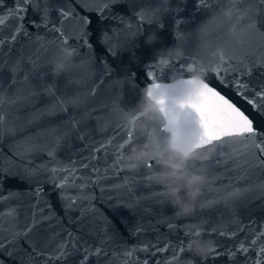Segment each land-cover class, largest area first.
<instances>
[{
    "label": "snow or ice",
    "instance_id": "1",
    "mask_svg": "<svg viewBox=\"0 0 264 264\" xmlns=\"http://www.w3.org/2000/svg\"><path fill=\"white\" fill-rule=\"evenodd\" d=\"M41 2L43 0H14L12 8L5 13H0V71L4 70L3 59L6 52L15 51L18 57V59L16 57L13 58L16 67L9 70L12 74V80L9 84L10 88L13 85H28L30 87L29 81L38 73L37 69L42 54L47 55L49 53L50 42L40 38L38 32L41 27L47 32L55 33L52 39L57 44L58 49L67 47L73 49L78 54V49H92L94 45L91 43L89 33L86 31L90 25V20L87 16L81 17L73 7V3L88 12H96L102 16H106L110 6L117 3V0H63L61 4L53 5L51 9H48V11H56L58 23L49 25L47 13L42 16L40 22L34 20L28 22L32 25L33 29L37 30L34 35L25 26L24 21L28 11L31 9L33 12H36V6ZM94 2L96 4L95 7L92 6ZM243 2L244 0H199L202 9H207L209 5L213 4L228 5L226 9L220 7L213 18L217 31L226 30L228 43L220 45L217 49L209 52L206 58H204V62L211 65L210 72L214 74L217 81L224 88H228L231 85L232 91L246 101L251 106L252 111L246 114L245 110H242L208 83L201 84L193 91H190L186 101L182 103V107H187L197 114L199 125L198 151L193 159L185 163V167L193 172L205 175L207 177V187L210 189L209 193L205 196L204 202L199 206L195 214L208 210L209 205L219 206L227 204L233 199H242L249 193L257 190L261 196H264V182H258L260 181V175H264V82H261L258 86H252L245 79V77L251 76L252 69L248 67L244 57L252 59L253 67L257 61L247 52L244 53V57L238 60L231 51L232 44L239 45L241 49H244L251 43L254 35L259 36L261 40V60H264V31H254L239 40L231 35L235 13ZM254 2L260 6H264V0H254ZM4 3L5 0H0V8L3 7ZM135 17V23L143 28L145 25H149V21H151V25L158 24L160 27H163V24L160 23V14L156 11V8L141 7L136 11ZM10 18L15 23L11 28L7 29L8 35L5 37L2 26ZM114 19H117L121 24L125 20L124 17H115ZM69 20L77 25L75 33L72 35L67 34L63 29V23ZM180 24L181 21L178 20L176 38L177 41L182 42L184 37L179 27ZM201 31L203 32L204 29H201ZM77 40H79L78 44L76 43ZM110 40L111 43H109ZM102 43L107 45L108 54L113 57L117 55L118 51L112 46V44L118 43L115 28L111 34L106 32L103 35ZM32 45H35V47L32 48ZM30 48L31 51L29 52ZM55 57L49 61L54 71ZM197 59V55L186 51L184 63L195 64ZM28 61H30V65ZM21 64H23V71H20ZM180 66V63H174L166 67L154 62L150 67L151 70L147 73L148 79L153 85V88L149 89L148 95L150 97L153 96L154 90H158L160 87L159 83L156 82L159 71L179 69ZM75 68L82 69V63H72L67 67L66 71ZM17 72L20 73V77L23 78L22 80L16 76ZM112 73L113 70L107 64L103 65V70L100 73L103 83H100L99 80L94 83L93 88L88 89L89 96L95 97L99 91L96 84H99L100 88H104L112 80ZM125 82L124 80L123 83ZM185 84L191 87L195 84V81L188 79L185 81ZM3 85V82H0V144H2L4 138L3 125L5 114L3 105L5 102L15 104L22 99V97H14L5 100ZM44 88L51 93L52 90L48 89L47 86ZM120 90L121 86L117 83L113 91L119 92ZM53 98L55 104L49 111L54 113H67L68 108L66 105H75L76 103L75 99L61 100L56 99L55 96ZM156 102L161 105L165 103L162 98L157 99ZM161 111L165 113L166 117L168 116L165 108L162 107ZM104 114L114 117L113 105L109 106L103 102L99 103L92 110L90 118L95 119L96 116ZM67 122L73 128H76L82 120L72 116ZM61 123L64 122L62 121ZM173 124L174 121L169 118L165 125V130L174 132ZM64 133L65 129L61 128L56 135L49 137V140L44 142L45 146L50 143L53 149H55L56 146L63 142ZM79 138L83 139L84 137ZM157 138H161V133L157 127H152L148 135L140 137L132 129L125 130L118 124L114 125L112 135L106 138V142L99 143L89 158L90 161H107L110 157L111 163L101 169L95 164L82 162L81 168L88 170L84 174H78L74 168L69 169L60 165L55 159L54 151L48 152V156L52 158V166L49 167L47 163L33 165L31 159H28V154L29 150L39 151V145H37L35 140L26 141L25 151L15 153V155L21 157V163L16 165L21 171L19 173H5L6 158L3 151H0V186H2L5 178L15 177L21 181H28L30 177H34L38 173L45 171L52 174L59 172L67 173L64 179L55 184V188L61 190L59 198L62 201V206L65 208V217H68L69 209L79 208L80 216L76 219L69 218L68 223L78 224L82 231L94 237L98 243V246L94 249L86 247L85 245L88 244V241L84 240L83 236H78L63 226L61 218L51 211L49 202L43 199L42 188L36 187L34 190L23 194L16 193L17 196L28 195L35 197V203L28 206L31 209V215L26 217L29 220L26 226H19V209L11 208L8 212L0 211V254L18 260L20 264H54L55 261L61 260L64 257L68 249H71L73 253L82 249L84 255L79 264H88L90 257H95L97 264H100L102 257L115 255L114 250L110 253L106 247L107 243L113 239L112 233L115 232V229L108 218L92 203V201L97 199L95 194L91 195L87 199V203L84 204V201L78 202L77 195H73L65 191V189L75 188L77 192H83L85 188L98 187L99 181L101 179H108L110 174L117 175L119 172H124V183L113 186L118 190H125L120 194L128 198V203L119 205V207H126L133 212L139 208L140 211L146 214L162 216V208L159 213H154L150 211V205L145 206L149 202L160 205L167 202L163 186L159 183L158 174L164 166L174 163L172 157L161 158L158 155V149L155 147ZM139 143H153L154 145V155L142 162L135 161L131 156L132 147ZM109 146H111V150H109ZM110 169L112 170L111 173ZM228 173L238 174L232 175L228 184L221 183L218 186L217 181L221 180L222 176ZM129 176L141 177V183L137 187H143L144 183H147L150 186L149 194L147 196L139 193L133 194L132 188L129 186ZM253 176L256 177L255 181L252 180ZM145 177L147 178L146 180L144 179ZM236 181H249L250 186L241 188L237 185ZM156 186L159 187L160 191L153 190ZM100 191L102 193L100 200L104 202L105 197L103 196V192L105 190L100 189ZM5 199L6 197L0 196V202H3ZM81 204H84V206L81 207ZM109 207L115 209L117 205L113 204L109 205ZM180 218L188 219V216L175 211L173 217L166 222V227L169 229L170 234L174 235L177 231L182 233L176 243L167 241L162 246L153 245L151 251H149L148 245H143L139 248H129L122 253L125 264H149V256L152 258L153 264H160L159 260L156 259V254L164 252H171L173 256L182 257L185 253L184 249L187 242L192 239L201 238V234L198 232H186L183 225L178 226L173 222ZM5 220H7V228H5ZM45 220L50 221L48 225L49 229L55 226L57 231L48 233L47 230L41 229L39 226ZM53 220L55 224L51 223ZM125 223L127 222L125 221ZM110 229L112 230L111 232L109 231ZM42 231L44 232L43 235L41 234ZM142 231L143 228L137 223L135 227L129 229V234L137 236ZM249 231L254 232L253 229H249ZM5 232H7V237L5 236ZM213 234L223 238L226 236L234 237L236 232L229 233L227 229L217 231V229L212 228L203 234V238L206 239V237H211ZM20 238H23L25 243L28 244L31 249L30 252L19 245L18 241ZM9 245L10 247H7ZM50 246L53 248L51 252L48 251ZM6 247L7 251H5ZM220 247L224 246L217 245L214 247L208 260L215 261L221 257H226L229 264H234L239 255L244 257L245 264H264V231L254 232V238L249 239L246 236L233 247H224L223 251L218 250ZM137 252L146 253L147 256L143 259L135 256L134 259V255ZM250 252L252 256L248 255ZM38 257H43V259L37 260ZM184 259L186 264H193L190 257H185ZM0 264H3V261H0ZM105 264H109V262H105ZM165 264H170L169 259L165 261Z\"/></svg>",
    "mask_w": 264,
    "mask_h": 264
},
{
    "label": "water",
    "instance_id": "2",
    "mask_svg": "<svg viewBox=\"0 0 264 264\" xmlns=\"http://www.w3.org/2000/svg\"><path fill=\"white\" fill-rule=\"evenodd\" d=\"M62 2L63 0H49L48 9H51L53 5L61 4ZM160 2L161 0H117V3L110 6L106 16H102L96 12H88L84 8L73 3L76 12H78L81 17L87 16L90 20V25L87 27L86 31L89 33L91 43L94 47L92 49H78V54L73 63H82V69L75 68L63 73H56L49 64L50 59L54 58L59 51L57 44L52 39L55 36V33L47 32L41 27L38 30L40 38L50 42V51L47 55L42 54L37 69L38 73H36L29 81L31 85L30 87L28 85H13L11 88L9 87L12 80V74L9 70L16 67L13 58L16 57L18 59V57L15 51L5 53L3 59L4 70L0 71V82H3L4 84V99L8 100L14 97H22V99L15 104L5 102L3 105L5 114L3 127L8 124H15L19 130L15 137L4 135L3 142L0 144V151H3L6 158L5 173H19L21 171V169L16 167V165L21 163V157L15 155V153L24 152L25 142L29 140H35L37 145H39V151L29 150L28 159H31L33 165L47 163L49 167L52 166V158L48 156V152L54 151L55 159L60 165L69 169L74 168L78 174H84L88 171L87 169L81 168L82 162L95 164L101 169L107 167L108 164L111 163L110 157L107 161H90L89 158L94 152L95 147L101 142H106V138L112 135L114 125H120V123L114 116L112 117V127L107 132L99 131L97 122L102 115L96 116L95 119L90 118V114L95 106L101 102L111 106V101L117 93H122V107L125 109L136 107L141 99L143 90L151 84L147 73L151 70L150 67L155 62L156 53L159 50L179 44L180 46H183L187 52H192L196 55L200 50V47L206 45L207 52L204 56V58H206L209 52L217 49L220 45L228 43L226 30L217 31L213 23L214 14L219 11L220 7L226 9L228 5L213 4L209 5L207 9H202L199 0H171L170 10L163 15L160 20L163 27H160L158 24L145 25V32L139 37L135 46L118 51L115 57L107 53V45L102 43L103 35L106 32L111 34L114 28L118 29L122 27V24L119 23L117 19H114L115 17L130 18L135 22L136 11L141 7L157 8L160 6ZM13 6L14 0H5L3 7L0 8V13H5ZM92 6H96L95 2ZM240 6H242V4ZM42 16L44 15L33 12L31 9L27 13L24 24L34 35L37 30L33 29L32 25L28 22L31 20L40 22ZM47 19L49 25L52 23H58L56 11H48ZM178 20L181 21L179 27L184 37L182 42L177 41L176 38ZM14 23L15 21L10 18L5 22V25L2 26L5 37L8 35L7 29L11 28ZM76 27L77 25L71 20L63 23V29L69 35L75 33ZM259 28L261 31H264V23H261ZM201 29H204V31L202 32ZM154 30L156 31L159 40L154 45H148L145 43L146 37ZM76 43L78 44L79 40H77ZM260 45L261 40L259 36L255 35L253 36L251 43L244 49H241L239 45H231V51L238 60L241 57H244V53L247 52L257 61L256 65L253 67L252 59L244 57L248 67L252 69L251 76L245 77V79L252 86H258L261 82H264V60H261ZM34 47L35 45H32V48ZM30 51L31 48L29 49V52ZM28 63L30 65V61H28ZM180 63L186 64L184 61ZM105 64L113 70L112 80L109 81L104 88H100L99 84H96V87L99 89L97 95L95 97L89 96L88 89L93 88L94 83L98 80L100 83H103L100 73ZM23 70V64H21L20 71ZM173 70L176 69L159 71L156 82H167L169 80V75ZM16 76L21 80L23 79L20 77L19 72L16 73ZM124 80L126 81L125 83H123ZM117 83L121 86L119 92L113 91V88ZM206 83L217 91H220L221 94L225 95L242 110H245L246 114L251 113V106L232 91L231 85H229L228 88H224L211 72H209L206 77ZM45 86L52 90L51 93L44 88ZM188 95L189 92L187 90L183 93L172 94L168 103L172 104L177 101L184 102ZM53 96H55L56 99L61 100L75 99L76 103L75 105H66L68 108L67 113H54L49 111V109L55 104ZM189 111L190 119L182 124L183 131L187 133L199 131V125L197 122L198 116L193 110L189 109ZM72 116L82 120L76 128H73L72 125L67 122ZM62 121L64 123H61ZM49 123H59L60 129L64 128L65 131L71 130V135L67 137L64 136L63 142L56 146L55 149H53V146L50 143L45 146L44 142H47L49 137L42 138L39 135V129ZM166 124L167 120L162 116L159 124H150L148 127L150 131L152 130V127H157L161 133V138L163 139L171 135L170 131L165 130ZM137 134L140 137L146 136L138 132ZM79 137L84 138L80 139ZM109 150H111V146H109ZM111 171L112 170L110 169V173ZM236 174L238 173H228L223 175L221 180L217 181V185L219 186L221 183L228 184L230 182V177ZM52 175L51 172L45 171L38 173L34 177H30L28 181H21L15 177L5 178L2 186H0V196H4L6 199L3 202H0V211L8 212L11 208L19 209V226H26L29 223V220L26 217L31 215V209L28 206L35 203V197L28 195L17 196L16 193L23 194L34 190L36 187H40L43 190V199L49 202L51 211L61 218L63 226L73 231L76 235L83 236L84 240L88 241V244L85 246L94 249L98 246L97 240L94 237L89 236L85 231H82L78 224L68 223L69 218L76 219L80 216V209H69L68 217H65V208L62 206V201L59 198V192L61 190L56 189V183H52L49 180ZM55 175L62 180L67 173L59 172ZM124 177V172H119L117 175L110 174L108 179H101L99 181L98 187L85 188L83 192H77L75 188L65 189V191L77 196L82 193L87 194L88 197L95 194L97 199L92 201V203L101 213L104 214L105 217L108 218L115 229V232L112 233L113 239L106 245L110 253L113 250L115 251V255L102 257L100 264H105V262H109V264H125L122 253L127 249L148 245L149 251H151L153 245L162 246L167 241L176 243L177 239L182 235L179 231L174 235L170 234L169 229L166 227V222L173 217L175 211H177V209L173 208L168 202H165L163 205L149 202L148 205H145H150V211H153L154 213H159L162 208V216L146 214L140 211L139 208L133 212L126 207H119V205L127 204L128 198L120 194L125 190H118L113 186L123 184ZM144 179L146 180L147 178L145 177ZM252 180L255 181L256 177L253 176ZM258 182H264V175H260V181ZM139 183H141V177L129 176V186L132 188L133 194L139 193L147 196L149 194L150 186L147 183H144L143 187H137ZM236 183L241 188L250 186L249 181H236ZM100 189L105 190L103 192V196L105 197L104 202L100 200L102 194ZM153 190L160 191L158 186ZM209 191L210 189L208 188L206 195ZM10 193H12V195H10ZM79 201H84V204L87 203V200L78 199V202ZM84 204H81V207H83ZM113 204L117 205V208L113 209L109 207V205ZM202 217L209 220L208 229L215 228L217 231L227 229L229 233L233 231L236 232L234 237L226 236L221 238L215 234L211 237H206V239L214 242V246L221 245L231 248L246 236L251 239L254 238V232L264 231V196H261L257 190L249 193L242 199H233L229 203L219 206L213 205L202 213L188 216V219L180 218L173 222L178 226L183 225L186 229V227L193 221L199 220ZM125 221L127 223H125ZM49 223L50 221L45 220L39 227L47 230L48 233L56 232L57 228L55 226L50 229L48 228ZM51 223L55 224V221L53 220ZM137 223L143 228V231L137 236H132L129 234V229L135 227ZM217 224L220 226L217 227ZM5 228H7V220H5ZM249 229H253L254 232H250ZM109 231L111 232L112 230L110 229ZM41 234L43 235L44 232L42 231ZM61 235H63V233H61ZM5 236L7 237V232H5ZM18 242L25 250L29 252L31 251L23 238H20ZM7 247H10V245ZM7 247L5 251H7ZM224 247H220L218 250L223 251ZM48 251H53V248L50 246ZM83 255L84 253L82 249L75 253H73L71 249H68L64 257H62L61 260L55 261L54 264H79ZM248 255L252 256V253L250 252ZM135 256L143 259L147 254L137 252L134 255V259ZM172 256L173 254L171 252L157 253L156 259L159 260L160 264H165V261ZM185 257H190L192 262L194 261V264H202L199 258H193L187 252L181 257L183 264H186ZM42 259L43 257L37 258V260ZM148 259L149 264H153L150 256ZM0 261H3V264H20L18 260L11 259L3 254H0ZM88 264H97L96 258L90 257ZM206 264H229V262L226 257H221L215 261L209 259L206 261ZM234 264H245L244 257L238 255Z\"/></svg>",
    "mask_w": 264,
    "mask_h": 264
},
{
    "label": "clouds",
    "instance_id": "3",
    "mask_svg": "<svg viewBox=\"0 0 264 264\" xmlns=\"http://www.w3.org/2000/svg\"><path fill=\"white\" fill-rule=\"evenodd\" d=\"M170 5L171 0H161L160 6L156 8V11L160 14V19L170 10ZM47 11L48 0H43V2L37 4L36 12L38 14L44 15ZM261 23H264V7L256 4L254 0H244L242 6L235 13L231 35L239 40L254 31L260 30L259 25ZM149 25H151V21H149ZM144 32L145 28L137 25L130 18H125L122 27L116 29L118 43L112 44V46L117 51L133 47ZM158 40L159 37L154 30L147 35L145 43L154 45ZM109 43H111V40ZM206 52L207 46L202 45L196 54L198 59L195 64H181L180 62L184 61L186 56V50L183 46L176 45L159 50L156 53L155 62L166 67L174 63L181 64L179 69L171 71L169 80L167 82H158L160 87L158 90H154L151 97L148 95V91L153 88V85L149 84L143 90L141 99L134 108L125 109L122 107V93H117L111 101L115 118L126 130L132 129L136 133L148 135L150 132L148 126L150 124H159L162 116L167 121L169 118L174 121L172 127L175 134L170 131L171 135L163 139L157 138L155 141L158 155L161 158L172 157L174 160L173 164L162 168L158 178L159 183L163 186L167 202L184 216H193L204 202L208 190L207 177L185 167V163L193 159L198 151V131L187 133L182 128V124L190 119L189 108L182 107L183 102L177 101L169 104L168 101L172 94L183 93L185 90L190 92L199 85L206 83V77L211 70V65L204 62ZM76 55V52L71 48H59L54 61L55 71L57 73L65 72L67 67L75 61ZM188 79L195 81V84L191 87L186 85L185 81ZM160 98L164 100V105L156 102ZM162 107L167 110V117L161 111ZM112 117V115H102L98 119L97 126L99 131L107 132L112 127ZM18 131V127L15 124H8L3 127L4 135L10 137H15ZM59 131V123H49L39 129V135L42 138H47L56 135ZM70 135L71 130L65 131L64 136ZM153 147V143L134 145L131 149V156L137 162L145 161L154 155ZM49 180L52 183H58L60 178L53 174ZM77 198L87 200L89 197L87 194L82 193ZM211 206L209 205V207ZM208 224L209 220L202 217L193 221L185 229L186 232H198L201 234V238L187 242L184 252L189 253L193 258H199L202 264H206L215 247L214 242L203 238V234L209 230ZM216 226L219 227L220 225L217 224ZM169 261L170 264H183L181 256H172Z\"/></svg>",
    "mask_w": 264,
    "mask_h": 264
}]
</instances>
